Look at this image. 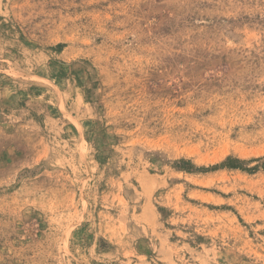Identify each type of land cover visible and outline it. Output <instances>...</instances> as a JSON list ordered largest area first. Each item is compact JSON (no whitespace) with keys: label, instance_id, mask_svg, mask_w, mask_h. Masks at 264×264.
Masks as SVG:
<instances>
[{"label":"rangeland","instance_id":"1","mask_svg":"<svg viewBox=\"0 0 264 264\" xmlns=\"http://www.w3.org/2000/svg\"><path fill=\"white\" fill-rule=\"evenodd\" d=\"M0 264H264V0H0Z\"/></svg>","mask_w":264,"mask_h":264}]
</instances>
